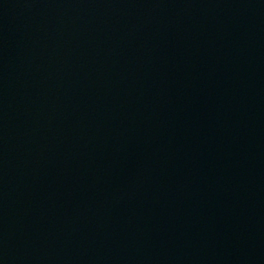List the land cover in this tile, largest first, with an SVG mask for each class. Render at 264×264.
I'll return each mask as SVG.
<instances>
[{"label":"water","instance_id":"1","mask_svg":"<svg viewBox=\"0 0 264 264\" xmlns=\"http://www.w3.org/2000/svg\"><path fill=\"white\" fill-rule=\"evenodd\" d=\"M0 264H264V0H0Z\"/></svg>","mask_w":264,"mask_h":264}]
</instances>
